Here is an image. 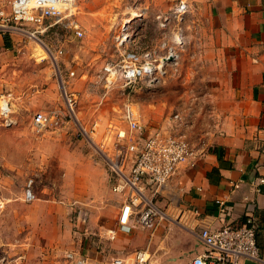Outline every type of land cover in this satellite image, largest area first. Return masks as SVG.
I'll return each mask as SVG.
<instances>
[{
    "label": "rangeland",
    "instance_id": "rangeland-1",
    "mask_svg": "<svg viewBox=\"0 0 264 264\" xmlns=\"http://www.w3.org/2000/svg\"><path fill=\"white\" fill-rule=\"evenodd\" d=\"M180 2L76 0L75 21L83 36L62 26L44 33L27 27L26 33L8 36L11 46L5 57L0 56V97L6 63V96L11 99L15 124L9 130L0 126V201L4 205L0 210V264H17L15 260L26 247L49 248L55 241L66 251L72 240L79 239L87 252L98 244L104 228L116 226L113 215L119 199L106 181L101 144L111 123L126 129L123 115L128 99L148 126L169 130V118L177 111L183 119L177 132L197 148L208 144L213 105L204 99L200 82L185 80L192 68L197 72L192 59L199 57V44L204 40L192 26L196 3L190 0L183 19L172 18L167 28L159 20L172 15ZM125 25L131 27L127 47L139 53L152 50L158 61L173 46L174 35L182 31L186 46L178 50L179 63L161 68L153 87L141 82L129 91L120 79L107 80V67L114 70L123 65L119 36ZM64 87L78 97L77 118L71 121L64 115L60 128L37 133L32 121L38 112L63 111ZM42 104L48 105L46 109L40 108ZM95 123L98 129L94 132ZM31 179L36 200L25 203L24 192ZM35 260L33 255L30 261L34 264Z\"/></svg>",
    "mask_w": 264,
    "mask_h": 264
},
{
    "label": "crops",
    "instance_id": "crops-1",
    "mask_svg": "<svg viewBox=\"0 0 264 264\" xmlns=\"http://www.w3.org/2000/svg\"><path fill=\"white\" fill-rule=\"evenodd\" d=\"M193 1L197 8L191 11L196 14L192 26L204 40L199 57L192 59L197 72L192 68L185 80L202 84L204 99L213 105L214 124L206 152L179 170L171 201L160 203L172 221L153 231L131 221V232H122V197L111 190L119 199L113 215L116 226L104 228L96 246L83 251L78 239L66 251L56 241L49 248L26 247L15 263L33 264L30 258L35 255L34 264H112L115 259L135 264L134 253L148 249L150 264H191L206 251L201 229L242 226L249 219L264 257V0ZM9 48L0 35V56ZM106 181L111 189L107 172ZM110 230L116 231L114 240Z\"/></svg>",
    "mask_w": 264,
    "mask_h": 264
},
{
    "label": "built area",
    "instance_id": "built-area-1",
    "mask_svg": "<svg viewBox=\"0 0 264 264\" xmlns=\"http://www.w3.org/2000/svg\"><path fill=\"white\" fill-rule=\"evenodd\" d=\"M190 4V0H181L180 6L172 15L159 17L162 28H167L172 18L180 22ZM75 6L76 0H0V35L26 33L27 27L34 29L35 33H44L50 28L62 26L81 37L83 33L75 21ZM130 28V25L123 26L119 36L123 65L114 70L107 67L106 71L110 74L107 80L114 83L120 79L124 89L129 91H134L141 82H146L147 87H153L161 68L179 63L178 50L186 46L182 31L179 29L174 35L173 46L158 61L152 50L139 53L127 47V40H131ZM62 98L63 111H40L34 116L32 127L37 133L60 128L64 115L71 121L77 118V95L64 87ZM10 100L6 95L0 97V126L11 127L15 124ZM138 110L128 99L123 115L126 129L111 123L101 144L104 147V161L111 190L122 197L119 224L120 230L125 233L131 232V221L149 231L155 230L163 222L172 221L173 218L160 203L171 201L179 170L195 162L206 152V146L197 148L177 132V127L183 124L179 112L170 116V129L163 130L144 123ZM97 129L98 123H95L93 131ZM23 200L25 203L36 200L33 179L26 185ZM3 206L0 201V210ZM251 222L249 219L242 226L201 229L199 234L206 251L195 257L191 264H243L245 261L264 264V257L257 243V232ZM108 235L114 240L116 231L110 230ZM151 259L148 249H140L134 253L135 264H150ZM112 264H123V261L115 259Z\"/></svg>",
    "mask_w": 264,
    "mask_h": 264
},
{
    "label": "trees",
    "instance_id": "trees-1",
    "mask_svg": "<svg viewBox=\"0 0 264 264\" xmlns=\"http://www.w3.org/2000/svg\"><path fill=\"white\" fill-rule=\"evenodd\" d=\"M4 36V39L6 40V48L10 47V44H9V38H8V35H3Z\"/></svg>",
    "mask_w": 264,
    "mask_h": 264
},
{
    "label": "water",
    "instance_id": "water-1",
    "mask_svg": "<svg viewBox=\"0 0 264 264\" xmlns=\"http://www.w3.org/2000/svg\"><path fill=\"white\" fill-rule=\"evenodd\" d=\"M243 264H256V263H253V262H250V261H245Z\"/></svg>",
    "mask_w": 264,
    "mask_h": 264
},
{
    "label": "bare ground",
    "instance_id": "bare-ground-1",
    "mask_svg": "<svg viewBox=\"0 0 264 264\" xmlns=\"http://www.w3.org/2000/svg\"><path fill=\"white\" fill-rule=\"evenodd\" d=\"M130 22V20H128L126 23H129Z\"/></svg>",
    "mask_w": 264,
    "mask_h": 264
}]
</instances>
